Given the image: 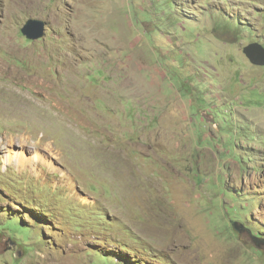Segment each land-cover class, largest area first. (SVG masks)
<instances>
[{"label":"rangeland","instance_id":"rangeland-1","mask_svg":"<svg viewBox=\"0 0 264 264\" xmlns=\"http://www.w3.org/2000/svg\"><path fill=\"white\" fill-rule=\"evenodd\" d=\"M248 47L264 0H0V264H264Z\"/></svg>","mask_w":264,"mask_h":264},{"label":"water","instance_id":"water-1","mask_svg":"<svg viewBox=\"0 0 264 264\" xmlns=\"http://www.w3.org/2000/svg\"><path fill=\"white\" fill-rule=\"evenodd\" d=\"M21 31L29 40L39 39L43 35L44 23L40 20H28ZM245 53L253 64L264 65V51L259 47H248L245 49Z\"/></svg>","mask_w":264,"mask_h":264},{"label":"bare ground","instance_id":"bare-ground-1","mask_svg":"<svg viewBox=\"0 0 264 264\" xmlns=\"http://www.w3.org/2000/svg\"><path fill=\"white\" fill-rule=\"evenodd\" d=\"M22 103V102H21ZM1 108V107H0ZM2 109V108H1ZM128 170V169H127ZM124 172V171H123ZM125 173V172H124ZM127 178V177H126Z\"/></svg>","mask_w":264,"mask_h":264}]
</instances>
